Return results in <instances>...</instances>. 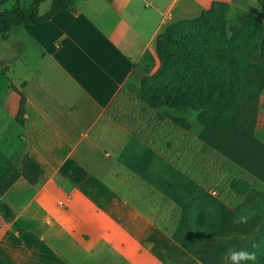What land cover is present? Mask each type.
<instances>
[{
    "label": "crops",
    "instance_id": "1",
    "mask_svg": "<svg viewBox=\"0 0 264 264\" xmlns=\"http://www.w3.org/2000/svg\"><path fill=\"white\" fill-rule=\"evenodd\" d=\"M212 1L74 0L71 10L0 38L15 57L35 51L20 61V87L7 79L14 97L10 105L0 101L9 113L0 151L19 163L28 155L41 167L35 184L20 178L2 195L13 217L0 231V264H197L168 233L164 203L170 183L180 193L198 187L182 171L180 180L169 177L170 155L199 163L207 147L199 132L141 111L128 87L157 70L158 34ZM12 60L0 66L2 75ZM18 92L22 125L15 122ZM75 168L85 172L78 183L70 181ZM147 180L156 187L145 191Z\"/></svg>",
    "mask_w": 264,
    "mask_h": 264
},
{
    "label": "trees",
    "instance_id": "2",
    "mask_svg": "<svg viewBox=\"0 0 264 264\" xmlns=\"http://www.w3.org/2000/svg\"><path fill=\"white\" fill-rule=\"evenodd\" d=\"M46 0H0V38L14 27L48 21L57 12L71 10L74 0H49L47 9L38 14L39 6ZM12 2L9 8L7 4ZM259 13L236 7L228 20L231 5L212 1L199 16L172 22L158 34L155 41L159 61L157 70L145 76L138 93L143 103L139 108H190L196 112L200 126L198 140L233 166L264 185V142L255 136L259 111H264L260 96L264 90V0H256ZM13 89L14 87L11 86ZM18 109L15 122L23 123L25 98L18 92ZM158 120L189 130V121L171 114L156 111ZM170 155V162L187 176L196 178L194 167L198 163L186 154L179 158ZM5 167L0 171V197L20 178L28 184L38 181L41 167L32 157L24 155L20 166L0 152ZM190 168V169H186ZM85 172L75 168L70 181L78 183ZM243 175L247 185L252 184ZM248 191V190H247ZM244 191V203L251 212L241 220L240 210L228 206L225 197H211L213 214L206 211L194 213L192 203L181 208V221L186 231L196 240L243 237L234 248L255 252L254 262L264 264V190L250 188ZM250 211V210H249ZM0 216L9 222L13 214L10 207L0 203ZM253 242V244H251ZM224 264L227 262V258Z\"/></svg>",
    "mask_w": 264,
    "mask_h": 264
},
{
    "label": "rangeland",
    "instance_id": "3",
    "mask_svg": "<svg viewBox=\"0 0 264 264\" xmlns=\"http://www.w3.org/2000/svg\"><path fill=\"white\" fill-rule=\"evenodd\" d=\"M22 1V0H21ZM31 0H23V3H29ZM230 11L228 13V20L235 14V8H241L249 10L251 13L258 14L259 13V6L256 2V0H231ZM12 2L7 4V7H10ZM41 5H44V9L42 12L46 10V8L49 5V0L45 1ZM16 30H13L12 37H15ZM14 47H17V42H14ZM4 43L0 40V66L3 64H6L7 59H13L10 65V74L8 75H2V70H0V101L1 99L4 100V103L10 105L12 104L13 100V91L11 88H8L7 85L10 82H13L14 84H17L18 87H20L18 83V77L22 74L25 75L26 71L24 70V67L20 63L22 59H32L34 57L35 51H29L30 55L28 56V53L26 51V54L24 55L18 53L19 55L16 56V52H10V51H4L3 49ZM23 49V45H22ZM24 49L26 50V46H24ZM22 51V50H21ZM34 59V58H33ZM9 79V81L7 80ZM140 86V85H139ZM130 90V93L133 94L138 101V105L141 106L143 103L138 98L139 88H132L128 87ZM260 104L264 105V95L260 97ZM136 110H138L136 107L134 109L135 113V119L139 120L138 113L136 114ZM152 111L151 115L155 117L156 111H169L171 114L176 116H182L186 118L190 125L193 127L189 129L192 132H199L200 126L198 125L196 121V112L190 108H175V109H167V108H157L152 109L147 107L146 111ZM261 113H264V111L261 109ZM259 112V116L257 117V132H261L260 129L264 130V117L261 116V113ZM144 115V114H143ZM150 115V114H149ZM0 116L3 118H0V136L2 133L6 131V128L8 126V118L9 113L4 111L3 109L0 110ZM255 130V131H256ZM258 139L261 138V135L259 134ZM8 145L6 146V152L8 148L12 147V143L8 142ZM1 146V144H0ZM207 148H201L200 150V161L198 163V166L194 167L195 171V181L198 185L197 189L194 188L192 192H184L180 193V191L174 190L172 186L173 184L170 183V202L164 203V211L166 210V207L168 205V223L166 224V228L168 230V233L172 238L180 245L182 246L190 255H192L196 261L197 264H224L229 249H234L237 244L242 241L243 237L237 234H232L228 237H220V238H211L206 239L203 241H196L183 227L182 221H181V208L186 203H192V208L194 213H198L200 211H206L209 215L213 214L214 212V206L211 202V197H225L227 204H229L232 209H236L240 207L244 203V197L245 195L242 194L244 191H247L249 194H251L250 188L255 187L259 191L264 190V185L259 184V182H256V180L247 174H241L243 173L239 169L228 165V160L226 158L220 156L218 153H216L214 150L206 146ZM1 152V151H0ZM2 154V153H1ZM3 158L0 157V171L2 167H5L3 163ZM11 162L15 166H20L19 158H14L11 160ZM174 167V168H173ZM186 169H190L187 168ZM181 169L178 168L176 165L170 166L169 170V177L174 181L177 180V178L180 180V172ZM184 173V172H183ZM178 175V176H176ZM243 175H247L246 177L252 184L254 185H247L244 181L246 179H243ZM189 177V176H188ZM167 180L169 179L160 178V182L167 183ZM156 181V180H155ZM187 182V181H186ZM153 185V187H156L154 184V181L147 180L144 183V186H146L145 191L150 190V186ZM236 196L239 198L240 202L237 203L236 200H232V197ZM2 196L0 197V203ZM229 199V200H228ZM236 199V198H235ZM229 201V202H228ZM237 205V206H236ZM246 208H241L240 214L241 220L244 219L245 216L251 212V205L246 204ZM264 208V203L261 205ZM250 210V211H249ZM8 222H5L1 216H0V231L4 228V226ZM264 236V233L260 235V238ZM253 244V242H251Z\"/></svg>",
    "mask_w": 264,
    "mask_h": 264
},
{
    "label": "clouds",
    "instance_id": "4",
    "mask_svg": "<svg viewBox=\"0 0 264 264\" xmlns=\"http://www.w3.org/2000/svg\"><path fill=\"white\" fill-rule=\"evenodd\" d=\"M43 9L44 5H41L38 14L42 12ZM255 259V252L249 251L246 248L229 249L227 254V262H230V264H244L245 261L254 262Z\"/></svg>",
    "mask_w": 264,
    "mask_h": 264
}]
</instances>
